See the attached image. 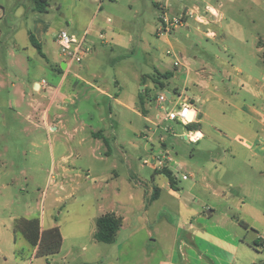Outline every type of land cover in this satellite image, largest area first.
<instances>
[{
	"label": "rangeland",
	"instance_id": "obj_1",
	"mask_svg": "<svg viewBox=\"0 0 264 264\" xmlns=\"http://www.w3.org/2000/svg\"><path fill=\"white\" fill-rule=\"evenodd\" d=\"M201 1L225 18L208 16L209 26L189 20L159 35L157 3L164 0L105 4L122 42L102 44L89 35L93 60L73 64L71 71L86 81L97 78L112 93L117 80V100L81 80L66 111L47 109L51 91L37 92L32 82L45 80L57 87L58 62L63 60L59 48H50L58 57L56 64H47L32 46L0 48V264L35 260L31 247L15 232L21 218H37L45 228L56 226L65 238L64 253H71L68 261L77 264L81 260L71 246H90L96 220L113 212L122 216V228L115 245L98 243L85 258L94 264H156L168 258L187 260L185 264H264V249L254 247L251 231L264 235V180L251 174L241 191L235 189V180L243 182L235 178V166L248 173L233 158L235 133L204 124L197 128L203 138L191 144L181 136L188 127L163 121L166 108L178 101L174 91L196 97L192 80L209 77L217 86L227 61L259 73L252 64L260 58L256 45L264 40V0ZM196 2L170 0L168 15H180L181 6L191 8ZM92 9H97L95 4ZM63 29L75 32L71 26ZM165 73L173 76L164 79ZM11 82L16 84L13 89ZM166 91L173 99L161 108L157 97ZM195 108L204 111L201 103ZM56 114L63 126L49 131L47 123ZM90 127L101 129L102 139L91 138ZM166 155L180 168L153 170L143 164L151 156ZM163 170L172 173L174 191ZM183 175L186 180L180 179ZM157 189L159 198L147 205ZM240 222L250 223L251 229L246 232ZM72 235L80 238L73 240Z\"/></svg>",
	"mask_w": 264,
	"mask_h": 264
},
{
	"label": "crops",
	"instance_id": "obj_2",
	"mask_svg": "<svg viewBox=\"0 0 264 264\" xmlns=\"http://www.w3.org/2000/svg\"><path fill=\"white\" fill-rule=\"evenodd\" d=\"M184 1L185 0H180L181 3H184ZM117 2L118 0H48L49 6L47 11L45 13H38L34 11V5L31 0H0V48H8L10 46H12V48H18L22 44L21 46L28 49L29 46H32L29 39V35H32L35 41L40 45L44 57L39 53L38 55L46 60L47 64H56L55 60L58 57L52 55L50 48L53 44L57 46L54 41V35L60 30H64L63 25L71 26L79 35L88 32V36L91 35L92 39L101 40L102 44H106L110 40V42H114L117 45L122 42L123 38L120 35H116V27L113 25L111 15L104 10L106 3H108L109 6ZM93 4L96 5L97 9H92ZM197 4L204 5L209 3L197 0L194 5ZM157 6L159 11L168 12L171 8L170 0H164V3H157ZM186 8H188L187 5L181 6L182 10ZM218 12L221 15V20L224 19L225 17L219 9ZM218 27L221 28L220 23ZM158 29L159 27L156 33L159 35ZM100 33H104L105 40L99 37ZM262 42H264V40L260 39L256 45L260 58L252 64L255 70L259 71L258 74L253 72L254 68L251 66H249L250 71H247L242 66L241 62L233 64L232 61H227L225 64L227 69L222 70L220 74L222 81L217 86L212 85L211 77L208 79L202 78L198 81L192 80L191 84L198 93L194 95L196 97L185 96L195 105L201 103L204 109V111L198 109V121L194 123L196 130L191 131H198L203 138L204 134L201 132V129L197 128L205 124L208 129L212 128L213 130H217L218 127H223L231 133H235V155H233V158H235V163H242L248 169L245 171L248 173L244 174L242 170H238L235 166V178L238 176V178H242L243 180V182H237L235 180V189L239 191L246 186L244 182H248L251 174L264 180V45H261ZM87 60L91 62V60H93L92 56H89L85 61ZM58 63L61 69L58 75L61 78L58 80L59 83L57 87L52 88L50 85L51 88H49V90L51 91V97L49 98L50 104L47 109H55L59 111V113L61 111H66L68 104L73 103V101H71L72 98L77 96L76 90L78 82L81 80L84 81L85 85L95 90L100 95L117 100L118 94L115 90L119 88L117 80L113 81L114 91L112 93L111 86L108 85L107 87H103L100 81H97V78L92 79L94 81H86L79 75L74 74L71 71V65L73 64L66 65L63 60ZM62 64H65V70L61 68ZM71 75L74 79L68 81L67 79H69ZM38 83L39 81L37 80L33 81L32 89L37 92H42L38 88ZM9 86L13 89L16 87V84L11 82ZM54 118L55 120L47 123L49 131L56 130L58 124L63 126L60 121V114H56ZM90 129L92 130L91 138L94 140H100V138L94 137V134H101V136H104L101 129L98 131H93L91 127ZM241 134H244L246 137L242 138ZM209 213L210 212H208V214ZM120 217L122 218V216ZM243 223L247 225V228H244L246 232L251 229L250 223ZM40 225L43 231L56 227L51 225L45 228L41 221ZM251 231H253L252 242L259 243V240L263 238L264 235L260 236L257 231L253 229H251ZM95 233L96 230L92 233V240L89 242L91 249L89 245L85 244H75L71 246V252H74L73 250L75 249L77 258L81 260L77 264H94V261L85 258L92 254V250L99 243L95 241ZM61 236V249L58 254L50 256L51 261L50 257L48 259L35 258V249L28 244L32 251L31 257L35 259L31 264H35L39 261L45 264H71L68 261L71 257V253L69 251L64 253L63 246L65 238L62 233ZM71 237L73 240L74 238L78 240L80 235H72ZM127 242L128 239L116 249L117 256L123 252V246ZM115 243L116 240L114 243L106 245H115ZM89 249L90 253H88ZM144 249L146 248L144 247ZM78 251L80 252L78 253ZM145 256L150 257L148 252H146ZM184 257L186 256L184 255ZM118 258L119 257H117L116 260ZM172 259L168 258L166 262L162 263L157 260L156 264H185V262H187V260Z\"/></svg>",
	"mask_w": 264,
	"mask_h": 264
},
{
	"label": "built area",
	"instance_id": "obj_3",
	"mask_svg": "<svg viewBox=\"0 0 264 264\" xmlns=\"http://www.w3.org/2000/svg\"><path fill=\"white\" fill-rule=\"evenodd\" d=\"M208 16L210 19H219L221 15L213 6L208 4L202 7L195 5L191 8H186L180 15L174 16H170L168 15V12L162 11L158 18V31L160 34L170 33L179 27L186 26L189 20L202 26H209L210 20ZM207 35L213 37L214 33L208 31ZM99 37L105 40L104 33H100ZM87 38L88 32L79 35L76 32L72 33L65 29L60 30L54 35V41L57 44L61 57L66 65H80L90 56L93 48L86 43ZM174 65L177 66L178 62H174ZM38 88L41 91H46L51 88V86L45 80H40ZM166 92L170 94V98L167 97ZM166 92H160L157 97V102L161 108H163L164 105L169 106L173 99V95L168 91ZM174 95L178 101L175 102L171 108H166L163 121L175 122L183 127H188L191 124L197 123L198 110L195 108V104H193L189 98L185 96L183 97V95L178 92H174ZM181 136L191 144H196L202 139V135L198 131L187 130ZM143 164L153 170L158 168H169L171 165H174L178 169L180 168V165L176 161L168 158L167 155L166 157L151 156L150 158L143 160ZM180 179L186 180L187 176L183 175ZM258 245L259 247L257 248L261 250L264 249V237L260 239Z\"/></svg>",
	"mask_w": 264,
	"mask_h": 264
},
{
	"label": "trees",
	"instance_id": "obj_4",
	"mask_svg": "<svg viewBox=\"0 0 264 264\" xmlns=\"http://www.w3.org/2000/svg\"><path fill=\"white\" fill-rule=\"evenodd\" d=\"M34 5V11L38 13H45L49 6L48 0H31ZM30 42L32 46L37 50V52L42 56V50L40 45L35 41L32 35H29ZM59 72H61L59 66ZM172 73H165L162 77L164 79L171 78ZM160 87L163 84L158 80L155 81ZM188 130H196L194 124L188 126ZM94 137L101 138V134H94ZM106 140H104L105 142ZM105 144L108 145L107 142ZM168 180L169 186L172 190L175 189V179L169 170H163L161 172ZM159 198V190H155L151 198L147 201V205ZM240 225L247 228V225L240 222ZM96 233L94 235L95 241L104 244H112L116 240L118 231L122 227V219L116 217L114 214H105L96 220ZM15 232H18L26 240V242L35 249V258H45L48 259L50 256L59 253L62 245V236L57 227H53L48 230H42L40 221L37 218L25 219L21 218L15 223ZM260 241V240H259ZM254 247H259L258 242L253 243Z\"/></svg>",
	"mask_w": 264,
	"mask_h": 264
},
{
	"label": "water",
	"instance_id": "obj_5",
	"mask_svg": "<svg viewBox=\"0 0 264 264\" xmlns=\"http://www.w3.org/2000/svg\"><path fill=\"white\" fill-rule=\"evenodd\" d=\"M61 68H62L63 70H65V64H62V65H61ZM166 95H167L168 98H170V94H169V93L166 92Z\"/></svg>",
	"mask_w": 264,
	"mask_h": 264
},
{
	"label": "bare ground",
	"instance_id": "obj_6",
	"mask_svg": "<svg viewBox=\"0 0 264 264\" xmlns=\"http://www.w3.org/2000/svg\"><path fill=\"white\" fill-rule=\"evenodd\" d=\"M198 135H199V134H198ZM198 135H197V136H198Z\"/></svg>",
	"mask_w": 264,
	"mask_h": 264
}]
</instances>
